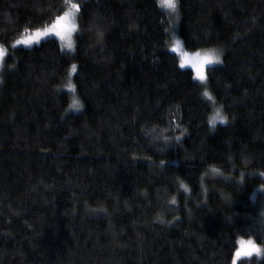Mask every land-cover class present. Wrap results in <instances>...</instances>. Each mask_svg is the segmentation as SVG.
<instances>
[{
	"label": "trees",
	"instance_id": "16d2710c",
	"mask_svg": "<svg viewBox=\"0 0 264 264\" xmlns=\"http://www.w3.org/2000/svg\"><path fill=\"white\" fill-rule=\"evenodd\" d=\"M175 3L0 0V264H264V0Z\"/></svg>",
	"mask_w": 264,
	"mask_h": 264
},
{
	"label": "rangeland",
	"instance_id": "374dc122",
	"mask_svg": "<svg viewBox=\"0 0 264 264\" xmlns=\"http://www.w3.org/2000/svg\"><path fill=\"white\" fill-rule=\"evenodd\" d=\"M165 3L167 4V0H165ZM171 25L173 24L171 23ZM76 30H77L76 7H73L72 4H68L67 7L60 14H58L49 24H47L43 28L25 33L24 35L19 37L18 40H14L13 44L18 46H30L33 43L43 38L55 37L60 41V43L64 48H70L74 42V34ZM167 46L172 52H174L177 55L180 66L190 68L193 72L194 78L202 85L206 83L205 67L210 64L213 65L220 63L221 61L220 53L216 50V48L185 50L179 35L176 33L170 35V40ZM5 54H6V48L0 45V68L2 66V62ZM210 56L211 57L218 56L219 61L213 60L211 63H209L206 58ZM201 73L204 76L203 80L200 79ZM219 119H220V115L218 113L213 114V120H219ZM249 240H251L261 249V251L253 252L252 254L259 255L262 253L263 251L262 246L256 243L252 238H241L234 252L232 264H236L237 260L241 257L250 256V255H242L239 257L236 256L238 250L247 251ZM241 241H243V243H241Z\"/></svg>",
	"mask_w": 264,
	"mask_h": 264
},
{
	"label": "snow or ice",
	"instance_id": "6c2138e0",
	"mask_svg": "<svg viewBox=\"0 0 264 264\" xmlns=\"http://www.w3.org/2000/svg\"><path fill=\"white\" fill-rule=\"evenodd\" d=\"M167 6L170 7V8H175L176 7L175 0H167ZM73 7H76V5H73ZM206 59L208 60L209 63H211L213 60L219 61V57L218 56H216V57H211L210 56V57H207ZM200 79L201 80L204 79V76H203L202 73L200 74ZM74 105L76 107H80L78 101H74ZM241 243H243V241H241ZM259 251H261V249L255 243H253L251 240H249L248 241V249H247V251H239L238 250L237 253H236V256L239 257V256H242V255H251L253 252H259Z\"/></svg>",
	"mask_w": 264,
	"mask_h": 264
},
{
	"label": "clouds",
	"instance_id": "9594fccd",
	"mask_svg": "<svg viewBox=\"0 0 264 264\" xmlns=\"http://www.w3.org/2000/svg\"><path fill=\"white\" fill-rule=\"evenodd\" d=\"M182 188L187 192V191H190V189L188 188V186L186 185H182Z\"/></svg>",
	"mask_w": 264,
	"mask_h": 264
}]
</instances>
